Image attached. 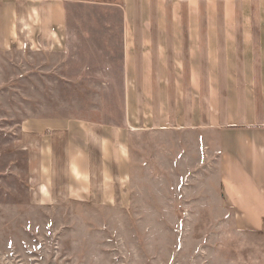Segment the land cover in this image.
<instances>
[{"label":"crops","instance_id":"obj_1","mask_svg":"<svg viewBox=\"0 0 264 264\" xmlns=\"http://www.w3.org/2000/svg\"><path fill=\"white\" fill-rule=\"evenodd\" d=\"M79 4L122 13L127 113L122 125L27 119L37 197L123 204L127 135L163 129L183 184L212 168L216 208L236 230L264 233V0H0V51L64 47Z\"/></svg>","mask_w":264,"mask_h":264},{"label":"rangeland","instance_id":"obj_2","mask_svg":"<svg viewBox=\"0 0 264 264\" xmlns=\"http://www.w3.org/2000/svg\"><path fill=\"white\" fill-rule=\"evenodd\" d=\"M111 8H71L64 47L0 51V264H264V233L236 230L216 208L213 169L186 184L173 171L168 130L127 135L123 204L37 197L27 119L125 121L122 13Z\"/></svg>","mask_w":264,"mask_h":264}]
</instances>
